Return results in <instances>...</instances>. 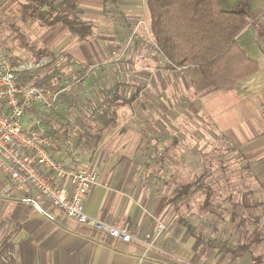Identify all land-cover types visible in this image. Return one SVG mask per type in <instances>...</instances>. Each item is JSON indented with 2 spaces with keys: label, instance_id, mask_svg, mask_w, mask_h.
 <instances>
[{
  "label": "crops",
  "instance_id": "obj_1",
  "mask_svg": "<svg viewBox=\"0 0 264 264\" xmlns=\"http://www.w3.org/2000/svg\"><path fill=\"white\" fill-rule=\"evenodd\" d=\"M14 1L19 4L24 2V0ZM84 1L86 2V0H55L59 9L72 4V9L74 8L76 12L78 9L81 13L80 17L78 13L75 15L90 22L87 12L83 11L84 6L89 9L86 4L94 5L95 2L99 3V0H91L92 3L88 0L86 3ZM102 1L103 4L98 5V8H105L104 4L113 3L119 9L127 10L126 15L131 19L133 17L131 13L138 12L141 7L145 16L141 14L140 17L144 19L146 17L148 20L144 0ZM6 2L0 0L2 10ZM219 5L223 10H240L245 13L246 26L237 35L236 40L246 53L238 40L243 32L254 24L250 19V10L238 0L234 2L220 0ZM92 10L95 11L96 8ZM135 23L128 21L126 25L131 26L130 35L136 33L132 42L139 43L142 40L138 37L140 24ZM32 24L34 22L29 23ZM43 28L46 33L50 31L46 34V38L48 41L51 40L42 49L47 53L44 59L48 63L44 66L46 70L42 80L44 83L40 87H44L47 96L56 87L62 86L65 80L80 78L85 65L97 63V67L89 73L87 79L81 80L74 86L75 89H84L87 84L93 85L91 91L82 93L73 110L75 130L71 138L76 150L75 154L71 156L65 150L64 142L67 113L63 107L69 104L68 92L61 96L62 111L50 114L45 120L48 133L55 138L52 153L68 168L93 165L97 179L85 198L86 213L114 227L125 228L132 239L123 242L105 231L75 221L51 206L36 189L28 186L22 191L16 189L9 178L0 171V264H264V255L261 252V248L264 250V242L254 243L250 251L235 258L223 249L226 245L233 247L239 245L248 230L254 232L256 228L254 219L261 217L260 223H264V213H252V215L247 213V217L252 219L251 225L247 221L248 230H240L242 223L246 221L242 217L243 212L242 214L233 212L230 216L225 214L222 217L215 215V221H212L213 214L210 211L203 215L195 213L191 218L197 219L187 221L184 219L186 214L183 211L170 209L169 206L175 204L176 207V203L165 204L164 197L162 200L158 199L155 188L159 185V179L149 177L148 164L130 161L140 150L136 140L128 144L134 133L122 132L113 127L101 129L98 126L99 116L105 114L108 115L109 120L115 122L121 120L130 122L144 117L142 110L145 105L139 102L142 100L141 97H144L142 89L147 84L140 81V76L133 75L137 80L128 82L119 80L112 84L118 73L124 72L132 76L133 72H137V69L129 68L124 71H121V68L119 71H114L110 66L124 54L106 56L101 52V57L94 50L87 47L85 49L87 42L78 43L63 25L60 24L54 29ZM259 29V32L264 33V28ZM255 34L258 35L257 32ZM141 43L143 44V41ZM144 51L147 57L156 56L157 59L160 57L157 51L154 53L148 50L150 55H147V49ZM246 55L249 56L247 53ZM96 58L103 61L94 62ZM100 63H105L106 66L102 67ZM141 64L138 72H147V75L158 72L161 80L168 76V72H176L172 69L157 67L156 69L154 66L159 62L151 63L149 59L143 60ZM259 69L227 87L212 86L202 77L199 70L192 66L184 67L176 74L180 76L178 78L181 80L180 91L182 98L184 97L183 103L187 106L186 110L190 109L205 115L214 128V131L211 130L213 136L218 134L222 143L236 150L238 157L242 159L240 166L243 165L249 170L252 183L262 191L249 192L254 193V199L259 198L264 201V85L261 86L260 80L255 78ZM123 83L133 88L127 97L120 96L117 91L119 87L124 88ZM154 86L156 92L150 91L154 100L148 107L156 104L157 100L164 99L165 96L167 85L164 82L159 81ZM135 92H137L136 97L128 102L127 98ZM135 106L138 110L134 108ZM186 110L177 112L185 114ZM148 114L149 112L147 116ZM187 115L189 117L190 113ZM25 123H28L27 119ZM170 182L172 181H163V185ZM25 195L39 201L43 209L53 218L37 211L24 201ZM186 196L189 194H185L184 197ZM228 217L231 218L230 222ZM207 218H211V221L206 222ZM218 218H224L226 224L231 225L228 227L230 228L228 232H218V227H221ZM236 219L239 220V225L235 227ZM241 220L244 221L240 223ZM186 224L190 226V231L186 228ZM208 225L211 234L207 235ZM251 226L253 227L249 229ZM231 229L233 231H230ZM157 230L160 232L155 235Z\"/></svg>",
  "mask_w": 264,
  "mask_h": 264
},
{
  "label": "rangeland",
  "instance_id": "obj_2",
  "mask_svg": "<svg viewBox=\"0 0 264 264\" xmlns=\"http://www.w3.org/2000/svg\"><path fill=\"white\" fill-rule=\"evenodd\" d=\"M4 1L7 2L3 5V10L0 8L1 52L9 58L16 57L24 60L25 57H28L27 52L21 50L18 46L17 31L24 33L31 43L37 45L41 49L51 42V40L48 41L46 38V34L50 33V31L46 33V30L40 26L38 22L29 25L31 21H23L21 19L19 2L14 0ZM88 1L86 0V2ZM130 1L139 2L140 0ZM231 1L234 2L236 0H230V2ZM238 1H242V3L248 7L250 10V19L254 21V24L243 32L238 41L246 50V53L259 62L260 69L255 75V78L259 79L262 84L261 86H263L264 33L259 32V28H264V0ZM90 3H92V1ZM95 4L90 5L88 3L86 5H88L87 8L89 9H86V6H84L85 10H83L85 13L87 12L88 19H90V23L93 24L94 28L93 36L84 41L87 42L84 46L85 49L90 48L98 55L103 53L106 56H114L116 53H123L124 55L121 59H117L116 63H111L110 66L114 68V71H119V68H121V71H124L126 68L137 69V72L132 71V76L124 72L118 73L117 78L115 77V80H112V84H115L119 80H121V82H128L133 79L137 80L133 75L140 76V81L147 84V86L142 89L144 91V97H141L142 100L139 102L145 105L142 110L144 117L130 122L121 120L116 122L113 127V129L122 132L132 131L134 133V137H132L131 140L129 139L130 142L128 144L136 140L140 150L138 153H135L130 161H139L148 164L149 177L159 179V185L155 188L158 199L162 200L164 197L165 204H171L172 202L176 203V207L175 204H171V206H169L170 209L176 208V211H183V213L186 214V217H183H185L184 219L187 221L196 220L197 218H191V215L195 213L203 215L210 211L213 214L212 221H215V215L222 217L225 214L230 216L233 212L236 214H242L241 212H243L242 217H244L246 221L242 223V228H240V230H248L246 227L249 226L252 219L247 217V213H250L249 215H252V213H264L263 199H254V193L262 191L252 183L249 170L243 165L240 166L239 163L242 159L239 158L240 156L238 157L236 150L222 143V139L219 138L218 134L213 136L211 130L214 131V128L211 127L210 121H208L206 116L200 113L198 114L197 111L194 112L192 110V112L190 109L189 111L186 110L187 106L183 103L184 97L182 98L180 91L181 84L179 85V82H181V80L178 79L180 76L176 73H180L182 68L187 66L169 67L160 52V57L158 59L156 56H146L145 49H147V55H150L148 50H152V52L155 53L157 49L151 40L147 18L145 17L144 19L140 17L141 14H144L141 7L138 12L135 11L131 13L133 15L131 19L126 15V12L128 13L127 10L119 9L113 3L104 4L105 8H98V5L103 4L102 0H99V3L95 2ZM94 7L96 8L95 11L92 10ZM65 8L70 9L69 12L71 15L78 13L80 17V11L77 9L76 12L75 9H72V4L67 5ZM260 19L262 20L260 21ZM128 21L133 23L136 22L135 24L137 25L139 22L138 32H140V34H138V37L142 39L141 41L139 39V43L132 42V38L136 33L134 32L133 35H130L131 26L126 25ZM57 31L58 30H56V32ZM256 32L258 35L255 34ZM71 36L74 37V35ZM74 39H76L78 43H82L80 40H77V38ZM142 41L143 44L141 43ZM138 56H140V58ZM146 59H149L151 63L154 61V63L158 64L159 62L154 68L172 69L176 72H168V76L166 75L164 80L159 78L158 72L148 75L147 72H138V69H140L139 66H142L141 62ZM100 61H103V59L96 58L94 62ZM100 64L102 67L106 66L105 63ZM44 68L45 67L31 72L32 82L39 83L37 86H42V83H44L42 81L46 72ZM142 79L145 80L143 81ZM159 81L167 85L164 99H159L156 104L148 107L154 100V96L150 95V91L153 90L154 93L156 92L154 85ZM123 85H125L124 88L119 87L117 91L120 96L127 97L133 88L127 83H123ZM259 92H261L260 89ZM134 108L138 110L137 106ZM183 109L187 112L182 114L179 111L180 113L178 114L177 111ZM147 112H149L148 116ZM187 113H190L189 117ZM162 115H164V118H162ZM166 180L172 182L163 185V181L166 182ZM173 182H175L174 185ZM178 183L180 185H176ZM187 183L193 184L189 188L188 193H186V195L189 194V196H183V199L175 200L174 197L177 189H179L182 184ZM195 184H198V187L195 188ZM208 189L211 190L209 201H211L213 207L209 208V211L201 212L199 208H201L203 202L206 201ZM251 190H254V193L249 192ZM218 219L219 225L221 226L218 227V232H228L230 229L228 227L231 225L228 226L224 218ZM230 219L231 218L228 217L229 222ZM209 221H211V218L206 219V222ZM260 221H262V219H260ZM235 223L234 226L236 227L239 225V220L236 219ZM252 227L253 226L249 227V229ZM230 231L233 230L231 229ZM206 232L207 235L211 234L209 225ZM247 236H251L250 230L246 232L245 240ZM245 240H242V242ZM261 252L264 255V250H262V248Z\"/></svg>",
  "mask_w": 264,
  "mask_h": 264
},
{
  "label": "trees",
  "instance_id": "obj_3",
  "mask_svg": "<svg viewBox=\"0 0 264 264\" xmlns=\"http://www.w3.org/2000/svg\"><path fill=\"white\" fill-rule=\"evenodd\" d=\"M219 2L220 0H144V5L152 43L169 67L192 66L212 86L227 87L256 72L259 65L255 59L246 55L236 40L246 26L245 13L240 10H223ZM20 6L23 21L38 22L40 26L50 29L61 24L81 42L93 36L90 22L71 15L68 8L59 9L55 0H24ZM16 36L18 46L27 52L28 57L24 60L11 57L9 59L12 63L29 60L36 62L47 56L24 33L17 31ZM17 83L21 86L39 85L32 82L28 72L18 77ZM136 94L137 92L130 95L128 102ZM115 124L107 114L99 116L98 126L101 129L112 128ZM192 185L182 184L174 199L183 198ZM196 187L198 184H195ZM206 195V201L199 208L201 212L213 207L209 201L210 189ZM260 219L261 217L254 219L256 228L246 240L243 238L244 242L235 247H223L232 258L250 251L254 243L264 242V223H260ZM185 226L190 231V226Z\"/></svg>",
  "mask_w": 264,
  "mask_h": 264
},
{
  "label": "built area",
  "instance_id": "obj_4",
  "mask_svg": "<svg viewBox=\"0 0 264 264\" xmlns=\"http://www.w3.org/2000/svg\"><path fill=\"white\" fill-rule=\"evenodd\" d=\"M47 63L43 58L14 64L0 51V171L16 189L34 188L64 215L105 231L120 241L129 242L132 236L125 228L114 227L86 213L85 198L96 182L97 172L92 164L78 168L64 166L52 153L55 138L45 125L50 114L62 111L61 96L68 92L70 101L63 107L67 113L64 142L65 150L73 156L76 152L71 138L75 130L73 110L82 93L93 88L90 84L84 89H75L74 86L86 80L97 63L85 65L80 78L65 80L49 96L43 87L18 85L17 78L24 72L31 74ZM23 200L53 218L35 198L25 195ZM159 232L157 230L155 235Z\"/></svg>",
  "mask_w": 264,
  "mask_h": 264
}]
</instances>
